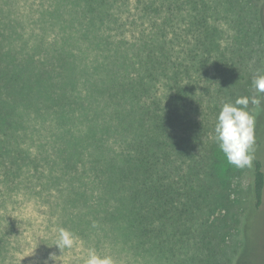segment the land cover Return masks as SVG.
Wrapping results in <instances>:
<instances>
[{
	"label": "trees",
	"instance_id": "1",
	"mask_svg": "<svg viewBox=\"0 0 264 264\" xmlns=\"http://www.w3.org/2000/svg\"><path fill=\"white\" fill-rule=\"evenodd\" d=\"M70 1L85 21L83 38L97 52L93 100L78 101L94 122L80 149L92 146L94 153L71 169L70 207L81 211L74 215L64 206L62 224L79 238L110 227L145 264H231V242L249 199L233 188L235 170L218 146L215 125L224 103L252 97L245 74L254 46H264V0ZM6 33L0 28V39L10 42ZM53 55L60 64L67 60ZM33 65H21L13 77L0 64V89L7 86L12 101L38 110L75 103L53 84L43 97L42 74ZM16 121L0 97V157L21 155L9 146ZM110 138L115 146H107ZM252 167L250 194L259 209L264 165L255 159ZM0 169L6 180L16 178L13 165L0 162Z\"/></svg>",
	"mask_w": 264,
	"mask_h": 264
},
{
	"label": "rangeland",
	"instance_id": "2",
	"mask_svg": "<svg viewBox=\"0 0 264 264\" xmlns=\"http://www.w3.org/2000/svg\"><path fill=\"white\" fill-rule=\"evenodd\" d=\"M84 22L74 1L0 0V28H5L6 35L10 36V42L0 39L2 70L15 77V72L22 70L21 65L27 67L33 63L35 72L42 74L43 97L44 93H49L45 88L53 84L58 87V94L72 96L75 102L67 106L51 102V108L43 111L27 107L21 101H12V90L7 86L0 89V97L9 102L19 118L9 146L15 153L21 152L18 158L5 154L0 157V162L17 169L16 178L12 179L9 174L8 180L0 169V239L5 238L7 244L0 264H84L92 249L101 256H110L113 264H145L112 228L105 225L98 226L96 238L74 236L71 248L59 250L55 246L59 229L68 230L61 222V212L64 206H72L69 200L76 183L71 169L79 158L94 153L92 146L80 149L82 135L86 128L93 130L94 122L78 101L93 100L91 68L97 55L88 46V39L83 38ZM220 27L225 29L226 24L222 21ZM253 50L245 79L251 95L256 96L252 80L257 74H264V46H254ZM4 52H10V57L3 58ZM13 53L17 54L14 58ZM55 53L67 58L64 64L61 62L64 67L61 74L58 73L61 64L53 55ZM95 104L93 101L94 107ZM248 110L256 116L255 143L250 154L253 160L259 159L264 165V104L257 109L250 103ZM107 144L115 146L114 139L110 138ZM16 159H20L17 165ZM232 167L235 170L230 179L233 188L238 186L249 202L240 234L231 242L236 246L231 264H264V203L257 209L250 194L253 167ZM225 173L224 167L222 176ZM69 210L76 215L81 208L75 205ZM154 264L159 263L154 261Z\"/></svg>",
	"mask_w": 264,
	"mask_h": 264
},
{
	"label": "clouds",
	"instance_id": "3",
	"mask_svg": "<svg viewBox=\"0 0 264 264\" xmlns=\"http://www.w3.org/2000/svg\"><path fill=\"white\" fill-rule=\"evenodd\" d=\"M252 86L258 95L242 96L234 103H224L215 125V139L227 162L241 169L252 166L253 156L250 152L255 143L256 116L248 110V106L251 103L260 109L264 104V74H257L252 80ZM74 239L71 232L60 228L55 246L59 250L71 248ZM84 264H113V260L110 256H101L92 249Z\"/></svg>",
	"mask_w": 264,
	"mask_h": 264
}]
</instances>
